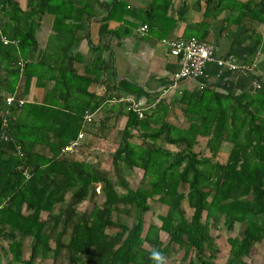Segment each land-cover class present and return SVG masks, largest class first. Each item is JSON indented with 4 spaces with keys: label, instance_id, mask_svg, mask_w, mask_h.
Instances as JSON below:
<instances>
[{
    "label": "trees",
    "instance_id": "1",
    "mask_svg": "<svg viewBox=\"0 0 264 264\" xmlns=\"http://www.w3.org/2000/svg\"><path fill=\"white\" fill-rule=\"evenodd\" d=\"M100 3L26 0L23 7L19 0H0V92L27 96L40 67L46 66L55 80L43 101L20 105L16 100L8 112L0 113V242H6L0 246V264H47L50 257L52 264H165L178 250H184L183 264H216L213 255L219 248L211 230L221 225L233 229L236 224L237 235L227 239V264H249L244 258L264 241L262 93L224 94L205 85L184 89L177 116H172L164 100L145 110L143 117L129 109L120 141L109 158L114 181L108 170L77 154L61 156L62 147L83 129L86 112L98 104L87 88L100 82L108 69L99 48L83 73L74 67L75 48L83 39L79 34L83 17L94 15ZM158 5L153 0L146 10L142 22L147 26L155 24ZM167 7L168 3L164 10ZM260 7L264 19V0ZM106 8L109 14L100 26V36L132 33L137 25L126 18L128 26L114 31L108 27L119 8L135 14L126 9V2L114 0ZM46 13L53 16L54 33L42 54L58 60L44 64L38 58L31 60L30 54L39 48L36 21ZM20 58L27 60L23 71L18 66ZM76 86L84 90L75 92ZM59 92L62 102L56 99ZM85 93L90 98L86 102ZM6 108L1 98L0 109ZM134 137L141 139L138 145L131 141ZM202 137L205 145L199 147ZM224 143L230 149L221 160ZM135 168L143 175L133 188L123 173L130 175ZM101 192L102 203H94L89 211L79 209ZM150 200L167 209L146 227V214L153 209ZM184 205L192 209L189 216ZM125 216L132 220L130 224ZM27 239L29 254L25 256Z\"/></svg>",
    "mask_w": 264,
    "mask_h": 264
},
{
    "label": "crops",
    "instance_id": "2",
    "mask_svg": "<svg viewBox=\"0 0 264 264\" xmlns=\"http://www.w3.org/2000/svg\"><path fill=\"white\" fill-rule=\"evenodd\" d=\"M101 1L102 3L97 4L94 15L83 17L84 28L79 31L83 39L75 48L77 54L74 67L78 73H83L85 66L93 61L97 48L102 52L108 67L102 80L87 88L88 92L95 94L94 102L98 104L94 110L86 112L85 116L90 114L93 120L84 121L81 130L85 134L81 146L85 157L90 158L94 155L93 157L101 158L102 154H107L108 149L115 151L128 120L129 109L124 98L139 99L145 110L154 108L159 100H164L169 104L172 116L181 114L180 90L171 87L173 75L181 69V63L177 57L170 54L163 39L195 36L201 41L213 44L217 58L232 55L243 67L242 70H231L213 60L208 63L205 77L200 79V83L224 94L258 92L263 94L264 99V19L263 16L260 17L261 0H212L211 3H207V0H158L159 5L154 15L155 24H152V27L148 26L146 31L141 29L146 25L142 18L147 16L146 10L152 5L153 0H122L126 2V9L134 10L135 14L131 16L119 8L108 21V27L110 31H114L120 26H128L123 18L136 24L132 33L124 37L112 32L100 36V26L109 14L106 5L114 0ZM19 2L25 7L26 0ZM166 3L168 7L164 10ZM1 17L3 16L0 13ZM37 24L36 37L39 48L31 52V60L38 58L44 64L52 63L51 60L57 61L58 57L51 58L50 54H45L46 56L42 54L54 33L53 16L46 13L40 22L36 21ZM50 53L53 51L50 50ZM38 75L41 78H37ZM38 75L31 79L27 94L29 102L43 101L55 84V80L49 77L50 70L46 66L39 68ZM38 80L40 84H37ZM256 80L261 82V88L254 85ZM181 88L183 91L185 88L196 90L197 85L186 81ZM64 89L67 91L66 86ZM82 90H84L82 86L75 88V92ZM61 94L59 92L56 97L60 102L63 101ZM85 95L86 102L90 98L86 93ZM53 99L55 100V96ZM205 140L203 137L200 138L199 147L205 145ZM131 141L138 145L141 139L134 137ZM165 146L174 149L170 144ZM80 150L77 155H80ZM223 151L222 148L220 155ZM184 208L189 216L192 209L186 205ZM166 209V206H160L158 209L153 207L146 214L148 220L146 227L151 220H158L156 215L164 213ZM238 228V224L233 229L225 225L218 229L212 228L211 234L215 236L214 245L219 248L218 253L213 255L216 264L228 263L230 247L227 239L229 236L237 235ZM163 239H167L166 233H163ZM209 253L211 252L208 251L207 254ZM183 256L184 250H178L166 259L165 264H183ZM244 259L249 264H264V241L257 243L250 255Z\"/></svg>",
    "mask_w": 264,
    "mask_h": 264
},
{
    "label": "built area",
    "instance_id": "3",
    "mask_svg": "<svg viewBox=\"0 0 264 264\" xmlns=\"http://www.w3.org/2000/svg\"><path fill=\"white\" fill-rule=\"evenodd\" d=\"M148 28L147 25H144L141 29L146 31ZM5 43L9 42L8 39L4 38ZM163 41L168 46L169 52L172 56L177 57L181 63V69L177 71L172 78L171 87L178 88L180 94L183 92L181 85L186 82H193L197 85V88H203L204 83H200V79L205 77L206 67L210 61H217L220 66L227 67L231 70H242L235 58L230 55L224 58H217L216 48L213 44L201 41L195 36L191 37H181L174 39H163ZM27 60L20 58L18 61V66H20L21 71H23L24 66ZM256 88H261L262 84L260 81L256 80L254 82ZM3 99L6 105V111L0 109L1 114L8 112V108L17 100L18 103L24 104L29 101L27 96L17 98L15 93L0 92V99ZM128 104V109L136 112L139 117L144 116L145 108L140 103L139 99L124 98ZM148 110V108L146 109ZM93 120L90 114L85 116L86 122H91ZM3 126H6V119H4ZM84 132L81 131L78 136L72 139L69 143L64 145L61 149V156H71L78 154L84 139ZM4 139L7 140L8 136H4ZM26 176H29V172H25Z\"/></svg>",
    "mask_w": 264,
    "mask_h": 264
},
{
    "label": "rangeland",
    "instance_id": "4",
    "mask_svg": "<svg viewBox=\"0 0 264 264\" xmlns=\"http://www.w3.org/2000/svg\"><path fill=\"white\" fill-rule=\"evenodd\" d=\"M164 145H166V144L164 143ZM222 148H223L224 151L221 153L222 155H220L219 158L221 160H225V158L228 155L229 149H230V144L229 143H225L222 146ZM106 152H107V154H102V157L101 158H99L98 156L97 157H93L94 155L93 156H90V158H88V157H85L86 156V155H84L85 152H82V149H81L80 150V155H78V158H82L80 156H83V159H86L88 161H91L94 165H96V166H98L100 168H103L105 170H108L110 179L112 181H114L116 179L115 171H114L113 167L111 166V164L109 163V158L112 157V155L114 153V150L110 148ZM123 174L129 180L130 186L133 187V188H136L141 183L143 171L141 169L135 168L130 173V175H127L125 173H123ZM117 189L119 191H123V189L120 188V187H117ZM103 201H104V194L101 192V193H98L97 194V196L94 198V201L92 199H90V200H86L85 202H83L79 206V209L81 211H85V210H88L89 211L93 207L94 203H98L99 204V203H102ZM150 201L152 202V205H153L154 208L158 209L160 207V205L157 202H154L152 200H150ZM184 204H186V200H185ZM43 215L46 216V213L44 212ZM126 219H127V221H128L129 224L132 222V220L130 218H127L126 217ZM25 243H26V245H25V252H24V254L26 256V255L29 254V240L27 239L25 241ZM3 244H6V242H2V243L0 242V246L3 245ZM261 261H263V260H261ZM46 263L47 264H52L53 263L52 258L51 257L48 258L46 260Z\"/></svg>",
    "mask_w": 264,
    "mask_h": 264
},
{
    "label": "clouds",
    "instance_id": "5",
    "mask_svg": "<svg viewBox=\"0 0 264 264\" xmlns=\"http://www.w3.org/2000/svg\"><path fill=\"white\" fill-rule=\"evenodd\" d=\"M153 255H154L155 257H157V258L160 257V254H159V253H153Z\"/></svg>",
    "mask_w": 264,
    "mask_h": 264
}]
</instances>
